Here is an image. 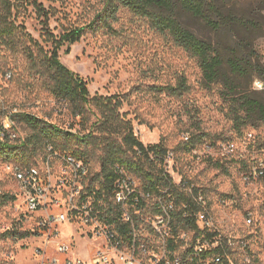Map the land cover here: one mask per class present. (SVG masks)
Wrapping results in <instances>:
<instances>
[{"label": "rangeland", "instance_id": "1", "mask_svg": "<svg viewBox=\"0 0 264 264\" xmlns=\"http://www.w3.org/2000/svg\"><path fill=\"white\" fill-rule=\"evenodd\" d=\"M37 1L48 10V29L55 36L65 29L92 26L85 30L79 42L60 49L61 63L87 82L91 96L124 97L120 112L126 114L139 141L144 146L162 141L168 152L174 153V163L166 167L171 179L174 182L183 178L190 180L203 193L216 234L247 238L252 252L254 242L264 243V228H248L243 219V213L253 208L261 213L258 220H262L264 193L240 187L234 166H228L223 171L208 162L196 163L192 154L182 148V134L187 133L192 139L202 136L204 140H218L230 138L236 133L229 101L221 92L224 87L205 86L194 58L154 28L148 18L136 15L117 1ZM223 1L229 9L247 14L263 8V11L254 13L259 28L233 26L216 30L203 18L193 17L182 10L178 11L177 17L197 37L210 42L225 63L238 59L253 67L244 77L231 76L238 91L262 93L264 89H255L254 83L261 81L264 84V74L260 75V69L264 73V4L261 0ZM19 22L45 50L50 48V44L43 40L42 26L32 7L19 17ZM24 69L25 61L20 56L0 50L1 112L6 115L30 113L74 134L83 133L79 120L71 116L67 106L33 84ZM181 78L185 80L186 89L179 91ZM167 87L177 91H169ZM259 99L264 103V94H260ZM4 118L0 114V122ZM250 131H254L253 128L242 129L243 133ZM15 133L20 139L27 134L24 126L17 122ZM61 143L69 145L64 141ZM71 145L69 150L72 152L85 153L91 171L96 173L100 150L79 147L74 143ZM43 161L44 152H40L28 166L20 165V160L0 155L1 194H15V183L7 174L8 166L39 167ZM54 174L52 178L56 181L57 174ZM56 195L61 197L58 193ZM35 217V214L26 211L16 194L13 202L0 201V264H38L36 251L44 247L45 239L32 231ZM147 217L154 220L151 215ZM59 229V238L51 240L52 246L61 240H70L73 256L88 258L99 244L87 241L83 230L74 229L68 223L60 225ZM83 232L85 235H82ZM22 234H27V237L20 239ZM138 234L153 244L149 256H159L160 239L146 229ZM182 235L185 242L173 253L175 256L184 255L194 239L192 232ZM233 256L242 263L247 258L244 253ZM260 258L264 259V253Z\"/></svg>", "mask_w": 264, "mask_h": 264}, {"label": "trees", "instance_id": "2", "mask_svg": "<svg viewBox=\"0 0 264 264\" xmlns=\"http://www.w3.org/2000/svg\"><path fill=\"white\" fill-rule=\"evenodd\" d=\"M112 1L119 2L138 16L148 18L154 28L194 58L202 73L205 86L210 88L213 85H222L224 87L221 92L225 95V100L229 101L236 133L230 138L218 140H204L202 136L191 138L189 144L182 143L185 151L189 152L191 148L205 142L215 143L219 140L240 138L247 133L242 132V129L247 127L253 128L258 133L264 131V103L259 99L260 94L264 92L238 91L231 77H244L249 69L253 70V67L247 63H241L238 59L225 63L219 51L210 42L197 37L177 17L178 11L182 10L193 17L203 18L216 30L229 29L233 26L258 29V19L254 13L257 11L259 13L260 9L250 14L237 12L229 9L223 0ZM261 3L264 4V0H261ZM29 7L33 8L40 20L43 40L50 44L48 50H45L19 22V17L25 14ZM48 15V10L37 0H0V50L21 57L25 61L24 71L32 79L33 84H37L54 100L65 104L71 116L79 120L83 133L74 134L70 130L61 129L30 113H14L11 115L13 121L22 124L27 134L23 139L16 141H10L8 137L3 142L0 141V155L6 159L20 160L22 162L19 163L20 165L28 166L40 152H44L45 160L49 155L47 147H51L54 152H72L69 149L74 143L79 147L100 150V154L97 155L99 170L96 173L91 171L85 153L73 152L86 164L90 182L100 188L95 194L99 200L101 190H104L107 196L109 195L116 177V167L125 169L143 181L146 190L152 194L158 195L161 189L170 186V194L175 198L176 207L171 217L167 246L169 254L173 256V253L183 245L180 237L183 233L192 232L193 241L201 238L203 234L198 231L193 217L197 211L196 204L189 195L178 191L172 184L170 175L165 171L164 157L168 153L165 144L161 141L155 145L144 146L135 135L130 121L126 119V114L120 112L124 97L91 96L87 82L61 63L60 49L79 42L85 30L91 29L92 26L65 29L55 36L48 29ZM260 72V75L264 74L261 69ZM166 89L172 92L177 91L172 87ZM177 89L179 91L186 89L183 78L179 80ZM0 114L6 115L1 110ZM62 141L69 145H63ZM207 162L223 171L228 168L220 162ZM91 190L94 191L95 188ZM197 191L198 189L195 188V192ZM0 199L1 203L13 202L15 196L4 193L0 194ZM117 220L115 212L109 221L117 222ZM26 237L27 234L19 236L20 239ZM206 237L211 239L214 235L207 234ZM190 253L191 251L185 252L183 257H187ZM204 260V258L201 260L193 258L191 264H206ZM234 264L245 263L236 260Z\"/></svg>", "mask_w": 264, "mask_h": 264}, {"label": "built area", "instance_id": "3", "mask_svg": "<svg viewBox=\"0 0 264 264\" xmlns=\"http://www.w3.org/2000/svg\"><path fill=\"white\" fill-rule=\"evenodd\" d=\"M254 88L263 90V82H255ZM11 115L4 116L0 123L1 142L6 137L10 141L20 139L15 133V122ZM190 141L189 134H182L183 144H189ZM47 152L49 155L42 166L7 167V174L15 183L14 193L21 198L26 211L36 215L33 233L45 239L44 247L36 251L38 264H191L193 258H204L206 264H234L236 259L233 255L238 253L246 255L245 264H264V259L260 258L261 253H264V243L254 242L252 252L247 238L216 234L206 199L199 190L195 192L191 181L172 180V184L178 191L189 195L196 204L197 211L193 217L198 231L203 235L188 245L186 252L191 253L187 257L171 256L167 240L176 204L170 194V186L161 189L158 195L152 194L146 190L143 181L125 169L116 167V177L109 195L101 190L99 200L95 194L100 188L90 182L88 168L82 159L73 152H54L51 147H47ZM189 152L196 163L213 161L234 166L240 187L264 193V131H250L240 138L215 143L205 142L191 148ZM174 160L172 152L164 157L166 173L169 174L167 165L174 163ZM55 172L56 181L52 178ZM57 193L61 197H57ZM113 209L117 222L109 221L115 213ZM260 214L253 208L247 209L243 213L246 226L264 228V214L261 221L258 220ZM148 215L153 216L154 220ZM65 223L74 229L83 230L86 235L84 232L82 235L87 241L99 242L88 258L73 256V244L67 239L52 246L51 240L59 238V226ZM145 229L160 239L159 256H149L153 244L138 234ZM207 234L214 237L208 239ZM180 237L185 242V236Z\"/></svg>", "mask_w": 264, "mask_h": 264}]
</instances>
